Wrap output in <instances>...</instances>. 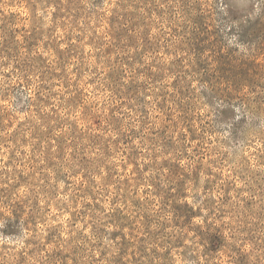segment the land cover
<instances>
[{"label": "rangeland", "instance_id": "rangeland-1", "mask_svg": "<svg viewBox=\"0 0 264 264\" xmlns=\"http://www.w3.org/2000/svg\"><path fill=\"white\" fill-rule=\"evenodd\" d=\"M0 264H264V0H0Z\"/></svg>", "mask_w": 264, "mask_h": 264}]
</instances>
